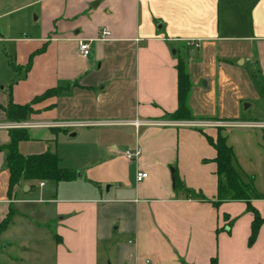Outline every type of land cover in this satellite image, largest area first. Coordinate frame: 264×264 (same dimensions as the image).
Returning <instances> with one entry per match:
<instances>
[{"label": "crops", "instance_id": "crops-1", "mask_svg": "<svg viewBox=\"0 0 264 264\" xmlns=\"http://www.w3.org/2000/svg\"><path fill=\"white\" fill-rule=\"evenodd\" d=\"M216 2H30L37 12L33 34L8 38L24 50L19 57L17 49L15 64L26 69L11 83L16 84L13 92L10 88L12 98L24 104L50 88H58L59 93L34 105L36 114L23 123L30 128L31 139L21 141L19 149L23 154L48 149L58 153L54 131L46 128L80 121L99 127L96 163L81 174L86 182L61 185L68 181H49L48 185V181L24 180L10 197L9 170L0 151V223L19 190L30 193L38 187L37 196L48 206L43 224L52 232L48 243L54 250L50 252L54 264H107L108 259L112 264H211L213 258L217 264H264V221L251 240L254 212L247 201L216 203V150L204 133L215 137L218 127L189 123L232 119L222 112L221 94L218 100L217 92H208L204 97L206 110H199L195 92L204 78V86L213 81L222 91L227 72L244 74L227 58L214 59L210 75L196 72L207 66L206 47L228 38L215 34ZM102 27L111 31L108 40L99 38ZM255 38L257 47L264 49V35ZM81 39L90 40L87 57L80 54ZM173 42H182L187 54L177 57V50L171 52ZM238 44L230 42V47ZM230 47L227 49L232 50ZM246 49L252 57V44ZM197 56L200 62L195 60ZM180 57L186 61L193 84L187 102L194 120L168 116L178 108ZM1 97L0 105L6 106L8 95ZM0 118L15 123L6 119L1 108ZM134 120L145 124H111ZM112 127L117 128L112 129L115 133ZM8 130L0 128V144L9 142ZM23 143H34L38 149L21 150ZM136 146L142 149L140 156L128 159L125 151ZM141 171L148 176L137 180ZM175 174L183 189L194 194L176 190ZM80 178L76 173L73 180ZM86 184L90 186L87 189L83 188ZM254 188L256 194L249 201L264 220V185ZM51 221H56V232L49 226Z\"/></svg>", "mask_w": 264, "mask_h": 264}, {"label": "rangeland", "instance_id": "rangeland-1", "mask_svg": "<svg viewBox=\"0 0 264 264\" xmlns=\"http://www.w3.org/2000/svg\"><path fill=\"white\" fill-rule=\"evenodd\" d=\"M31 1L33 0H0V101L3 94H9L8 86L13 83V80L17 81L26 72V69H14V66L18 67L15 64L18 63L17 49L19 57L24 53V50H21L20 46L8 38L11 37L15 40L16 37L14 36L27 37L33 34L34 29L31 27L35 25L34 20L37 12L34 10L33 4L30 3ZM216 3L215 34L228 38L224 41L220 39L219 45L214 44L206 47L207 56L204 60L207 66L205 67L202 63L201 67H204L199 68L196 72L197 74L206 73L210 75L211 72H214L212 67L214 59L223 61L222 58H227L228 61L239 67L246 76L227 72L226 69L228 74L222 91L220 88L214 87L213 81L206 86H204V81L207 82L205 78L199 81L200 90L198 93L195 92L196 107L199 110H206L204 97L209 94L208 92L211 93L214 90V93L217 92L218 94V100L219 95H222V112L226 113L227 117L232 118L220 120L221 122L264 121V49L257 47V38H255L264 35V0H217ZM230 42L239 44L230 47ZM251 44L253 48L252 57L245 53L246 48L250 47ZM227 47L232 48V50H228ZM185 48L187 47L183 46L182 42H173L170 51L177 50V57H183L187 54ZM215 50L217 55H215ZM240 52L244 53L241 54ZM195 60L200 62L202 59L197 56ZM244 79L246 80L244 81ZM15 85L12 84V92ZM201 90H205V92ZM26 122L21 121L12 124ZM5 123L0 118V124ZM50 128L47 127L46 129L51 131ZM220 128H223L222 133L227 136L228 143L234 149V163L242 181L250 182L255 187L263 186L264 129L238 126ZM28 129L30 131V128ZM105 129L110 130L109 127ZM112 129L117 128H111V131L115 133L116 130ZM98 130L99 127L83 125L64 127V129L52 132L53 136L56 137L54 145L62 157V166L70 168L77 173V176L81 177L78 180L63 182L61 185H73L68 183L88 181L86 176H81V174L86 172L90 165L96 163V149L98 147L96 134ZM215 130L217 131L216 128ZM72 133H76V135L73 136ZM21 145V150L25 151L30 148L31 150L38 149L34 143ZM47 183L51 185L49 181ZM87 187L90 186L86 184L83 188L87 189ZM38 189L36 187L35 191L30 193H25L24 189L18 191L17 199L13 203L12 220L7 228L0 232V264H54L52 253L50 254L54 250L48 243L51 241L49 237L52 236V232L43 224L48 218V206L45 200H42L43 197L37 196ZM106 190L107 186L105 187ZM49 226L56 232V221H51ZM48 238L49 240H47ZM107 264H112V261L108 259Z\"/></svg>", "mask_w": 264, "mask_h": 264}, {"label": "trees", "instance_id": "trees-1", "mask_svg": "<svg viewBox=\"0 0 264 264\" xmlns=\"http://www.w3.org/2000/svg\"><path fill=\"white\" fill-rule=\"evenodd\" d=\"M29 66V63L26 67ZM19 67L14 66V69ZM178 70V108L168 115L169 118L175 120H194L189 105L188 97L192 89V80L187 70V64L184 58H179L177 63ZM9 85L8 103L6 106L0 105L6 113V119L11 122L27 121L29 116L36 113L34 105L47 98L50 95L58 94V88H50L44 93L37 95L32 101L20 104L15 103L12 98L11 88ZM52 131L56 132L60 128L51 127ZM66 130V129H65ZM223 128H218V133L214 137L204 133L208 142L215 148L216 156L214 161L217 164L218 174V199L216 203L222 200H245L254 212V220L252 223L253 240L259 230L260 224L264 221L260 213L251 207L250 198L256 194L255 188L250 182H243L239 171L237 170L234 159V149L228 143L227 136L222 133ZM8 134L10 140L6 144H0V151L4 152V166L9 170V185L8 195L13 196L14 189L24 180L33 181H69L76 177V172L62 166L61 158L57 152L46 150L40 153L23 154L19 149V143L31 139L30 131L26 127L9 128ZM174 185L176 190H183L192 192L189 189H183L184 184L181 179L175 174ZM201 196V195H200ZM13 206H10L8 215L0 223V232L7 228L12 220ZM56 236V235H54ZM56 238H58L56 236ZM211 264H217L215 258L212 259Z\"/></svg>", "mask_w": 264, "mask_h": 264}, {"label": "built area", "instance_id": "built-area-1", "mask_svg": "<svg viewBox=\"0 0 264 264\" xmlns=\"http://www.w3.org/2000/svg\"><path fill=\"white\" fill-rule=\"evenodd\" d=\"M111 31L107 27H102L101 34L99 36L100 39L102 40H108L110 38ZM79 51L80 54L84 57H87L90 52H91V45H90V40L88 39H81L79 41ZM192 123L196 126H201V127H246V128H262L264 129V121H247V122H237V121H230V122H215V121H197V122H189ZM111 124H131L136 127H139L145 122L139 121V120H134L131 122H126V121H119V122H111ZM53 127H78V126H83L86 125L85 122H80V121H70V122H64V123H58V124H51ZM24 124L18 123V124H12V123H5V124H0V128H12V127H23ZM142 152L141 147L136 146L132 147L128 150L125 151V156L128 159H134L138 156H140ZM148 176V173L146 171H141L137 173V180H142ZM43 184V182H42Z\"/></svg>", "mask_w": 264, "mask_h": 264}, {"label": "water", "instance_id": "water-1", "mask_svg": "<svg viewBox=\"0 0 264 264\" xmlns=\"http://www.w3.org/2000/svg\"><path fill=\"white\" fill-rule=\"evenodd\" d=\"M176 51L175 50H173V53H175ZM72 135L74 136V135H76V133H72Z\"/></svg>", "mask_w": 264, "mask_h": 264}]
</instances>
